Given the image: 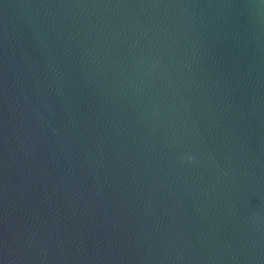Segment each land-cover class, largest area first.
I'll return each instance as SVG.
<instances>
[{"label":"water","instance_id":"1","mask_svg":"<svg viewBox=\"0 0 264 264\" xmlns=\"http://www.w3.org/2000/svg\"><path fill=\"white\" fill-rule=\"evenodd\" d=\"M0 264H264V0H0Z\"/></svg>","mask_w":264,"mask_h":264}]
</instances>
